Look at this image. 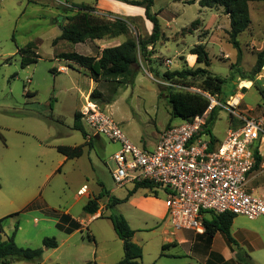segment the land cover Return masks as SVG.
Here are the masks:
<instances>
[{"label": "rangeland", "instance_id": "obj_1", "mask_svg": "<svg viewBox=\"0 0 264 264\" xmlns=\"http://www.w3.org/2000/svg\"><path fill=\"white\" fill-rule=\"evenodd\" d=\"M189 1H155L153 13L163 12L159 17L160 38L155 45L148 46L147 52L138 47V60L133 67L135 79L97 82L95 89L104 97L91 101V78L79 74L78 65H68L57 55L77 51L99 56L97 47L109 42H124L128 38L147 40L153 28L148 27L146 16L127 17L100 10L98 0H0V218L16 214L6 226V238L16 227H22L16 237L19 246L46 249L42 238H53L59 230L56 221L49 219H58L56 215L70 206L77 217L87 214L84 207L93 197L90 194L79 199L78 195L79 189L87 185L94 194H100L95 198L99 201L97 214L102 217L83 229L90 248L87 250L93 248L98 253L97 264H115L123 259L124 245L109 216L121 210L127 212L131 207L122 203L111 208L109 200L121 197L133 187L130 184L118 187L112 176L115 164L111 158L120 149V143L104 135L88 141L87 136L73 128L75 112L83 111L89 102L99 105L129 142L142 150L155 149L161 134L169 126L180 124V119L172 117L169 103V96L177 91L208 93L224 104L241 95L237 111L264 118V67L254 73L258 54L264 51V2L250 4L252 22L239 36L240 49H237L229 41L230 19L225 9L202 8L199 3L188 4ZM81 4L94 7L95 16L129 18V34L96 41L97 47L92 40L77 47L66 40L54 44L62 34V26L69 23L68 18L82 13L77 8ZM122 9L125 14L126 9ZM201 41L206 42L202 43L211 65H198L208 69L210 77L223 80L215 95L204 84L206 77L167 80L164 76L188 68L179 53ZM30 43L40 58L22 67L19 49ZM61 65H68L67 72H57ZM241 124L231 111L218 107L212 133L221 142L229 128ZM59 146H83V155L66 160L58 151ZM259 149L263 153L262 163L254 170L247 192L264 189V143H260ZM146 192L145 195H151ZM159 197L165 200L162 192ZM213 213L205 212V219L211 220ZM36 219L42 228L39 236H35ZM89 231L95 237L94 244L87 240ZM136 239L144 251L142 264L167 261L159 259L162 251L159 231L142 232ZM161 255L165 256L163 251Z\"/></svg>", "mask_w": 264, "mask_h": 264}, {"label": "built area", "instance_id": "obj_2", "mask_svg": "<svg viewBox=\"0 0 264 264\" xmlns=\"http://www.w3.org/2000/svg\"><path fill=\"white\" fill-rule=\"evenodd\" d=\"M64 69H61L63 71ZM210 106L202 116L169 126L153 150H142L129 142L115 121L97 104L88 103L82 122L91 141L101 135L120 143L112 156V176L118 187L147 183L150 193L162 192L169 223L174 231L191 230L205 234V212L231 213L250 220L264 217V192H247L253 173L256 149L264 142V118L237 111L242 96L228 104L211 94H203ZM225 108L241 121L229 129L221 142L207 132L212 111ZM85 128V129H86ZM88 186L78 192L85 195Z\"/></svg>", "mask_w": 264, "mask_h": 264}, {"label": "trees", "instance_id": "obj_3", "mask_svg": "<svg viewBox=\"0 0 264 264\" xmlns=\"http://www.w3.org/2000/svg\"><path fill=\"white\" fill-rule=\"evenodd\" d=\"M131 6H140L145 8V15L153 24V31L147 40H134L128 38L119 46L105 48L99 57L87 56L77 52L61 53L57 55L58 59L74 63L86 71V74L91 77L96 83L104 81L121 82V79L129 78L135 79L133 71L134 65L137 63L138 47L142 51L147 52L149 45H155L159 40L161 34V24L159 20V13H153L152 8L156 0H120ZM196 2L202 8L223 7L225 13L230 19V29L228 31L229 41L237 49H240L239 36L246 32L251 25L250 4L253 2H264V0H190L188 4H195ZM82 13H78L68 18L69 23L62 26V34L54 41L66 40L72 44L85 43L87 40H102L106 38H116L126 36L130 31L129 18H111L104 16H95L93 12L96 10L85 4L77 6ZM84 12V13H83ZM198 21L193 24H197ZM33 43H30L25 48L19 49L22 55V67L36 62L40 55L32 50ZM190 54L197 56V64H204L206 67L211 65V60L206 49V45L202 42L195 44L190 49ZM264 67V51L258 54L254 73H259ZM167 80L173 79H188L206 77L205 85L211 88V92L215 95L220 91L222 79L210 77V71L204 67L190 68L185 67L181 70L167 72L165 75ZM125 82V81H124ZM132 82H127L129 84ZM104 94L99 89H94L90 94L91 101L102 99ZM169 103L171 106V114L173 118H178L181 121L191 120L197 116H202L210 106V100L207 99L200 92L177 91L169 96ZM218 108V107H217ZM215 108L210 114L207 123V132L215 141L217 138L213 135L212 130L216 120ZM82 113L78 111L74 117V129L80 130L84 136H87L86 129L82 122ZM58 151L63 154L67 160L75 159L83 155V146H59ZM256 164L254 170L260 167L262 163V156L258 149L255 151ZM147 183L136 184L132 191L128 193L125 199L112 198L109 200V207L113 208L117 204H122L140 189L151 188ZM152 194V193H151ZM153 196L158 197V192L154 191ZM84 211L90 215H96L99 211V201L97 198L90 199L84 207ZM8 217L0 218V264H12L14 261H41L44 253L43 248H29L21 247L16 242V235L18 227L11 236L6 238L4 225ZM236 215L231 213L215 214L213 213L211 220H204L206 226V233L214 236L217 232H223L228 240L232 243L233 239L230 228ZM112 221L114 230L118 237L122 240L124 245V257L115 264H142L143 248L134 242L133 238L135 230L132 229L125 216L121 213L112 214L109 216ZM75 229L80 228L75 225ZM46 248H57L58 241L55 237L45 238L43 241ZM165 249V246H163ZM88 264H97L89 262Z\"/></svg>", "mask_w": 264, "mask_h": 264}, {"label": "crops", "instance_id": "obj_4", "mask_svg": "<svg viewBox=\"0 0 264 264\" xmlns=\"http://www.w3.org/2000/svg\"><path fill=\"white\" fill-rule=\"evenodd\" d=\"M97 7L100 10H108L121 16H146L145 8L130 6L128 7L117 0H98ZM122 7L126 9L125 14L122 11ZM159 13L160 17L163 13L162 10ZM146 20L148 27L152 29V22L147 18ZM206 27L209 28L208 26ZM102 40L111 39L106 38ZM102 40H87L86 42L91 41L92 44L97 47L98 43H96V41L99 42ZM201 42L206 43L204 41ZM122 43V41H117L115 43L109 42L106 46H98L97 49L101 53L105 48L119 46ZM83 44L84 43H79L75 45L77 47ZM191 48L192 47H189L186 51H182L181 53H179L180 57L184 56V60L182 61V63H186L191 68L200 67L197 64V56L190 54ZM90 55L93 54H89L88 56ZM93 56L99 57L98 54H94ZM227 56L229 55L227 54ZM70 64L71 62H68V65ZM68 65H61L60 69H58L57 72H67ZM61 69L64 70L61 71ZM78 72L79 74L89 76L86 74V71L83 68L79 67ZM89 78L91 77L89 76ZM90 80L91 92L97 87V83L92 79ZM87 97L88 95L85 96V99H87ZM229 129H234V127H231ZM260 153L261 155H263L261 149ZM253 173L250 175L249 183L250 181L252 182ZM132 190L133 188L129 189V192ZM115 191L116 189L112 190L111 194H114ZM146 191L147 190L145 189H140L136 193H134L128 199V201L124 203L125 205H129L131 208L127 212H125L124 210H121L120 212L125 216L132 229L135 230L133 240L138 245H141V242L136 239L138 234L142 232H160L162 236L161 248L165 256L161 255V251L159 259L164 258L167 260L163 264H264V217L250 220L244 216L238 215L234 219L230 228L231 235L235 240L234 243L230 242L226 235L220 231L217 232L214 236H210L208 233H205L203 235L197 234L196 232L191 230L174 231L169 223V218L167 215V205L165 200L160 199L159 194L158 197L153 196V194L147 196L145 195V193H147ZM250 191L251 193L259 194L264 192V189H254ZM129 192H126L121 197L117 198L125 199L128 196ZM90 194L93 199H95V197L98 195L94 194L88 187V191L85 195L78 194L79 199L88 195L90 196ZM71 211L72 206L67 208L65 211H60L58 215H56L58 219L52 218L48 220L56 221L57 227L59 228L58 234H55L54 236L58 241V247L44 249L41 261H28L27 264H88L89 262L98 261V253H96L93 248L91 251L87 250L90 248L89 243H87L86 238L83 234V229L86 225L92 224L94 221L101 219V213L96 215L85 214V216L77 217L73 215ZM9 221L10 218L6 220L4 225L5 234L6 226H8ZM36 222L37 225L35 226V236H39L42 228L40 227V225H38L40 223L38 219H36ZM75 225L79 226L80 228L75 229ZM21 228L22 227L18 228L17 234H19L18 231H22ZM86 237L87 240H89L88 242L93 244L95 243V237L92 235V231H89ZM43 239H45V236L44 238H42V244L44 241ZM163 246H165V250H163ZM38 248H40V246ZM24 261L25 260L14 261L12 264H18Z\"/></svg>", "mask_w": 264, "mask_h": 264}, {"label": "bare ground", "instance_id": "obj_5", "mask_svg": "<svg viewBox=\"0 0 264 264\" xmlns=\"http://www.w3.org/2000/svg\"><path fill=\"white\" fill-rule=\"evenodd\" d=\"M248 85V84H247ZM89 104H90V102H89ZM88 106V105H87Z\"/></svg>", "mask_w": 264, "mask_h": 264}]
</instances>
